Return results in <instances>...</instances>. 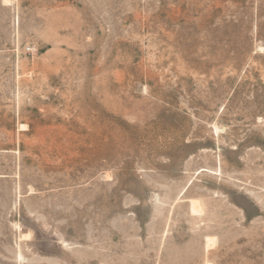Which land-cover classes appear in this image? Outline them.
I'll list each match as a JSON object with an SVG mask.
<instances>
[{
	"label": "rangeland",
	"instance_id": "1",
	"mask_svg": "<svg viewBox=\"0 0 264 264\" xmlns=\"http://www.w3.org/2000/svg\"><path fill=\"white\" fill-rule=\"evenodd\" d=\"M0 264H264V0H0Z\"/></svg>",
	"mask_w": 264,
	"mask_h": 264
},
{
	"label": "bare ground",
	"instance_id": "2",
	"mask_svg": "<svg viewBox=\"0 0 264 264\" xmlns=\"http://www.w3.org/2000/svg\"><path fill=\"white\" fill-rule=\"evenodd\" d=\"M6 1V0H5ZM8 1V0H7ZM11 1V0H10ZM7 3V2H6ZM220 131V130H219ZM218 134V133H217ZM198 200V199H197ZM198 201H200V200H198ZM198 201H196V200H192L191 202H190V209H191V213H193V215L194 214H201L202 215V212H203V209H202V206H201V202H198ZM192 216V215H191ZM196 216H198V215H196ZM195 217V216H194ZM210 240V239H209ZM208 239H207V241H209ZM212 240V239H211ZM210 240V241H211ZM209 241V245H210V248L212 247L211 245H213V243L212 242H210ZM213 241V240H212ZM214 242V241H213ZM207 243V242H206ZM215 243V242H214ZM216 244V243H215ZM209 248V247H208ZM209 248V249H210Z\"/></svg>",
	"mask_w": 264,
	"mask_h": 264
}]
</instances>
